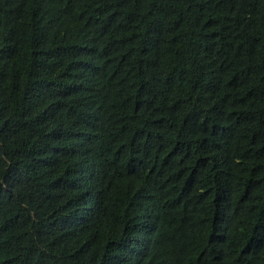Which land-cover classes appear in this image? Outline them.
<instances>
[{
  "label": "trees",
  "instance_id": "obj_1",
  "mask_svg": "<svg viewBox=\"0 0 264 264\" xmlns=\"http://www.w3.org/2000/svg\"><path fill=\"white\" fill-rule=\"evenodd\" d=\"M0 264H264V0H0Z\"/></svg>",
  "mask_w": 264,
  "mask_h": 264
}]
</instances>
